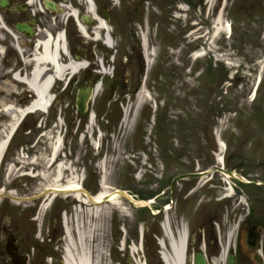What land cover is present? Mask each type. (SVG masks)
<instances>
[{
    "label": "rangeland",
    "instance_id": "obj_1",
    "mask_svg": "<svg viewBox=\"0 0 264 264\" xmlns=\"http://www.w3.org/2000/svg\"><path fill=\"white\" fill-rule=\"evenodd\" d=\"M249 7L244 6L241 14L234 16L226 10L225 18L233 22L231 38L223 36L218 46H210L211 50L206 47V55L201 59L181 60L186 46L196 49L200 41L183 43L181 25L176 23L179 46L169 63L149 62L144 72H140V65H106L108 71L115 68L116 78L104 76L101 90L88 104V112L82 114L76 109V87L67 100L66 89L60 86L56 88L60 100L56 107L48 114H32L40 116L38 121L32 118L19 127L21 134L41 133L42 148L35 164L38 170L43 169L40 157L50 155L48 132L61 134L65 145L60 159L83 178L82 185L88 192H100L102 184L108 187L109 194L115 189L126 190L139 200H152L151 208L156 211L141 209L118 194L111 202L107 198L97 205L100 217L96 219L87 215L84 204L82 209L77 207L80 202L74 196L59 194L40 213L45 199L40 179L35 184L28 179V187L22 183L28 189L25 196L42 193L36 201L14 207L6 203L4 208L17 216V222H30L32 228L43 226L55 233L65 229L63 214L71 228L92 219L97 230L90 244L94 258H99L101 264H163L160 242L166 237L165 225L177 238L180 232H187V215L194 213L198 205L193 199L210 196L217 202L225 201L220 200L225 197L221 175L215 173L219 154L226 157L229 171H233L239 154L249 156L244 167L247 173L251 172L250 178L256 177V161L264 153V0ZM197 31L194 35L201 32ZM104 55L105 49L97 56ZM174 66L179 69L178 74L172 73ZM94 73L96 70L90 74ZM10 88L6 93L9 96L25 92L23 88L18 93L10 92ZM144 90L152 96V104L138 98ZM3 93L0 91V107L5 99ZM91 112L96 119L89 128ZM8 120L0 110V132L6 129ZM219 140L227 147L226 154L221 151ZM98 143L101 148L96 151L94 146ZM20 144L21 149H27L26 140ZM237 145L246 148L230 153V147ZM214 173L213 180L207 183L206 178ZM14 178L8 181L14 182ZM230 179L233 185L234 179ZM142 234L144 248L140 246ZM62 239L66 246L64 235Z\"/></svg>",
    "mask_w": 264,
    "mask_h": 264
},
{
    "label": "flooded vegetation",
    "instance_id": "obj_2",
    "mask_svg": "<svg viewBox=\"0 0 264 264\" xmlns=\"http://www.w3.org/2000/svg\"><path fill=\"white\" fill-rule=\"evenodd\" d=\"M258 3L259 0H0V91L8 103H30L32 94L17 97L6 93L10 86L13 92L21 85L13 78L15 72L30 74V60L40 40L63 37L70 57L89 60L91 68L73 77L66 94L70 99L76 87L77 98L79 88L94 80L90 73L98 63L93 65L90 60L102 50L107 56L104 64L140 65V72H144L150 61L158 65L176 57L177 24L181 25L182 42H188L193 39L194 25L200 21L208 25L222 10L226 14L228 9L234 16L241 14L244 6L250 9L249 5ZM105 36L110 37L112 49L97 41ZM194 49L186 46L181 60L190 58ZM172 69L173 74H178V68ZM113 77L115 80V74ZM55 101L57 104L60 100ZM65 131L68 135V129ZM40 137L39 132L16 134L0 164V193L5 195L0 201V264H63V230L55 233L49 228H32L30 222H17V216L4 208L6 203L14 207L30 197L25 196L27 179L6 182V177L11 168L15 174L26 167L23 155L39 156ZM23 140L27 141L26 152L21 149ZM237 148L246 146L230 147V153L235 154ZM237 157L232 170L238 177L249 179L251 172L247 173L244 161H250V157ZM256 165V177L250 178L247 185L240 184L238 193L227 200L217 202L210 196L193 199L198 205L194 213L187 215L189 264H199L200 260L204 264H264V153Z\"/></svg>",
    "mask_w": 264,
    "mask_h": 264
},
{
    "label": "bare ground",
    "instance_id": "obj_3",
    "mask_svg": "<svg viewBox=\"0 0 264 264\" xmlns=\"http://www.w3.org/2000/svg\"><path fill=\"white\" fill-rule=\"evenodd\" d=\"M103 25V24H102ZM213 36L212 39L221 36L222 33H229L231 31L229 22L220 15L214 21V26L212 28ZM107 45H111V41L108 37H105ZM63 37L54 40L49 38L47 40H40L36 46V50L31 58V72L24 78L18 77L19 73L15 76L19 78V81L26 82L28 90L33 92V100L26 108L17 107L14 102L7 104L6 99H2L1 103L5 106L4 112L9 116V123L6 125V129L0 132V162L2 160V155L5 152L8 144L9 138L12 136V133L16 131L21 120L32 113L36 112H45L48 110L54 95H52V84L55 78L61 80H68L70 75L77 73L80 70H83L86 66L85 61H79L77 58H65L64 55L61 56L62 50L64 49ZM205 51L200 49L197 53L194 54L193 59H199L205 55ZM67 54V53H65ZM108 72L107 69H103L102 73L105 74ZM97 94L101 88L100 84L96 85ZM139 94L141 100L149 99L150 94L143 91ZM128 113V111H126ZM126 113V117H127ZM94 114H91L89 118V128L94 124ZM63 138L61 134H52L48 132L47 142L50 147V155H45L41 157V164L43 165L42 171L35 174L39 176L43 181L39 186L45 190L42 194L45 197L40 213L45 212L48 206L55 200L57 194H63L65 196L73 195L79 203L77 207L82 209L84 204L87 207V215L89 217H94L98 219L100 217V211L97 208V205L100 202L108 198L109 202L114 200L118 194L117 190L108 193V187L103 184V188L97 196L93 199L90 198V195L81 185L82 177L80 175H75V172L72 169V166L66 161L60 159V152L63 147ZM97 145V144H96ZM219 145L221 151L223 152L224 143L219 140ZM218 162H223V157L221 154L217 156ZM35 162V160H34ZM33 162V163H34ZM52 171H49L51 170ZM15 171L14 167L10 169V174H13ZM67 174V175H66ZM232 193L231 187H229L230 195ZM137 198H133L136 204H152V200L139 201ZM91 206V207H90ZM169 208V207H168ZM78 217V215H77ZM65 218V229H66V254H65V264H101L99 258H94L93 252L91 249V239L94 234V231L97 230L95 223L90 219L87 224L78 223L74 228H71L68 224V218ZM79 221V218H78ZM165 240L161 241L163 246L162 251V260L164 264H184V248L185 241H187L186 231L180 232L179 236L175 238L174 234L171 232L168 225H165ZM169 245V249L166 245Z\"/></svg>",
    "mask_w": 264,
    "mask_h": 264
},
{
    "label": "water",
    "instance_id": "obj_4",
    "mask_svg": "<svg viewBox=\"0 0 264 264\" xmlns=\"http://www.w3.org/2000/svg\"><path fill=\"white\" fill-rule=\"evenodd\" d=\"M92 91H93V88L89 87V88H84L82 90V92L80 93L79 99L77 102V107H78V110H80V112L85 113V111H87L86 110L87 104H88L89 97H90ZM121 194L127 196V194H125L124 192H121ZM199 264H204V263L201 262V260H200Z\"/></svg>",
    "mask_w": 264,
    "mask_h": 264
},
{
    "label": "trees",
    "instance_id": "obj_5",
    "mask_svg": "<svg viewBox=\"0 0 264 264\" xmlns=\"http://www.w3.org/2000/svg\"><path fill=\"white\" fill-rule=\"evenodd\" d=\"M145 246L147 248V252H149V246H147V242H145Z\"/></svg>",
    "mask_w": 264,
    "mask_h": 264
}]
</instances>
